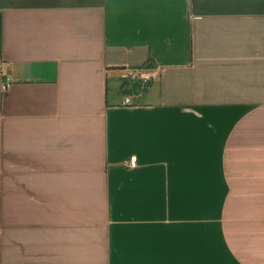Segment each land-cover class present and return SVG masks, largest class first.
Listing matches in <instances>:
<instances>
[{
  "label": "crops",
  "instance_id": "crops-1",
  "mask_svg": "<svg viewBox=\"0 0 264 264\" xmlns=\"http://www.w3.org/2000/svg\"><path fill=\"white\" fill-rule=\"evenodd\" d=\"M0 63V264H264V0H0Z\"/></svg>",
  "mask_w": 264,
  "mask_h": 264
},
{
  "label": "built area",
  "instance_id": "built-area-1",
  "mask_svg": "<svg viewBox=\"0 0 264 264\" xmlns=\"http://www.w3.org/2000/svg\"><path fill=\"white\" fill-rule=\"evenodd\" d=\"M0 72L3 75V81L1 83V90L5 91L10 85V79L5 75L3 64L0 63ZM118 79L123 83H129L137 87L139 90L144 89L150 83L156 81L159 78V70L152 64L148 63L139 67H120L115 69ZM129 103V98L126 97L124 104ZM136 165L135 160L130 161V167Z\"/></svg>",
  "mask_w": 264,
  "mask_h": 264
},
{
  "label": "trees",
  "instance_id": "trees-1",
  "mask_svg": "<svg viewBox=\"0 0 264 264\" xmlns=\"http://www.w3.org/2000/svg\"><path fill=\"white\" fill-rule=\"evenodd\" d=\"M151 64V63H150Z\"/></svg>",
  "mask_w": 264,
  "mask_h": 264
}]
</instances>
